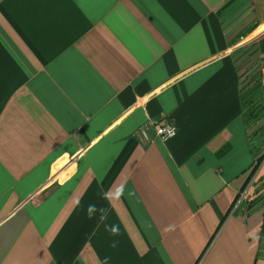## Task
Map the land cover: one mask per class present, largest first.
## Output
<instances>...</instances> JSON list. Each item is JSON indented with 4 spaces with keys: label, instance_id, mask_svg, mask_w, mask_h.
Wrapping results in <instances>:
<instances>
[{
    "label": "crops",
    "instance_id": "0c3cea01",
    "mask_svg": "<svg viewBox=\"0 0 264 264\" xmlns=\"http://www.w3.org/2000/svg\"><path fill=\"white\" fill-rule=\"evenodd\" d=\"M263 104L264 0H0V264H264Z\"/></svg>",
    "mask_w": 264,
    "mask_h": 264
},
{
    "label": "rangeland",
    "instance_id": "374dc122",
    "mask_svg": "<svg viewBox=\"0 0 264 264\" xmlns=\"http://www.w3.org/2000/svg\"><path fill=\"white\" fill-rule=\"evenodd\" d=\"M254 115V120L252 121V129H254V133L257 136L256 141L259 145L260 154L264 156V104L261 107H256L252 113ZM264 167H261L257 172V175L263 170ZM246 194L244 193L241 197L242 202L245 201L244 198Z\"/></svg>",
    "mask_w": 264,
    "mask_h": 264
},
{
    "label": "clouds",
    "instance_id": "9594fccd",
    "mask_svg": "<svg viewBox=\"0 0 264 264\" xmlns=\"http://www.w3.org/2000/svg\"><path fill=\"white\" fill-rule=\"evenodd\" d=\"M115 195L117 198L123 195V187L122 186L116 189ZM86 212H87V215L90 219L93 218V216H95L97 212L100 213V219L101 220L107 219V210L104 208L98 209L96 207V205H94V204L88 205ZM106 231H109L111 235L115 236V235H118L119 229L115 225H106ZM116 245H117V242L113 241L111 244V247H116Z\"/></svg>",
    "mask_w": 264,
    "mask_h": 264
},
{
    "label": "built area",
    "instance_id": "2783aa9c",
    "mask_svg": "<svg viewBox=\"0 0 264 264\" xmlns=\"http://www.w3.org/2000/svg\"><path fill=\"white\" fill-rule=\"evenodd\" d=\"M156 136L161 140L172 138L176 133V128L172 123L163 122L157 123L154 126Z\"/></svg>",
    "mask_w": 264,
    "mask_h": 264
},
{
    "label": "trees",
    "instance_id": "16d2710c",
    "mask_svg": "<svg viewBox=\"0 0 264 264\" xmlns=\"http://www.w3.org/2000/svg\"><path fill=\"white\" fill-rule=\"evenodd\" d=\"M261 161V159L259 160V162ZM263 232H264V229H263Z\"/></svg>",
    "mask_w": 264,
    "mask_h": 264
}]
</instances>
